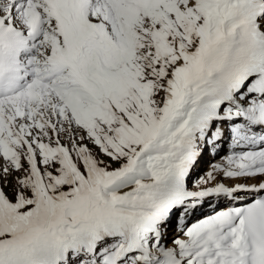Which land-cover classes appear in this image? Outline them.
<instances>
[{"label":"snow or ice","instance_id":"1","mask_svg":"<svg viewBox=\"0 0 264 264\" xmlns=\"http://www.w3.org/2000/svg\"><path fill=\"white\" fill-rule=\"evenodd\" d=\"M0 264H264V0H0Z\"/></svg>","mask_w":264,"mask_h":264}]
</instances>
